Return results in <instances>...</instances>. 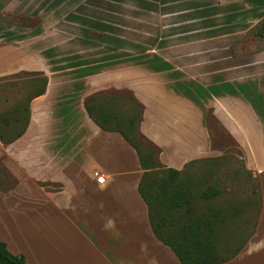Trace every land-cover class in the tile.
Listing matches in <instances>:
<instances>
[{
	"label": "crops",
	"instance_id": "obj_1",
	"mask_svg": "<svg viewBox=\"0 0 264 264\" xmlns=\"http://www.w3.org/2000/svg\"><path fill=\"white\" fill-rule=\"evenodd\" d=\"M157 3L170 10L164 15L184 8L185 19L174 15L171 24L210 23V7L228 9L221 14L229 18L219 23L250 17L256 24L264 17V0ZM146 35L141 38H152L155 46L145 44L130 53L122 43L107 64L96 69H53L44 56L30 58L31 63L0 64V77L20 70L47 77L44 93L30 101L23 134L8 144L0 141V240L10 252L22 254L25 264H179L152 230L138 192L143 170L135 149L119 132L102 129L88 115L84 100L93 93L131 91L143 106L139 131L159 148L163 168L181 170L195 159L220 156L205 128L207 102L219 120H239L244 130L254 126L256 146L264 151V97L257 102L252 86L244 99L233 95L235 87L224 79L225 68L213 70L212 82L206 84L208 74L202 75L194 64L195 50H205L192 44L208 39L209 32ZM9 40L0 39V44L19 48L17 37ZM258 52L251 54L263 50ZM23 55L32 56L26 49ZM131 55L150 58L131 66ZM227 127L248 146L235 128ZM253 162L259 168L260 212L241 250L220 264H264V166ZM100 175L102 183L97 181Z\"/></svg>",
	"mask_w": 264,
	"mask_h": 264
},
{
	"label": "rangeland",
	"instance_id": "obj_2",
	"mask_svg": "<svg viewBox=\"0 0 264 264\" xmlns=\"http://www.w3.org/2000/svg\"><path fill=\"white\" fill-rule=\"evenodd\" d=\"M165 10L170 11L159 7L157 0H0V39H8V42L11 41L9 38L17 37L19 47L13 50L10 46L0 44V64H10L17 60L19 63L25 60L31 63L30 58L44 56L53 69L71 68L74 65L81 70L89 67L96 69L106 65L111 57L110 53L122 43H127V47L132 50L130 53H135L133 51L145 44L155 46L157 41L152 38L142 39L143 33H147V37L156 32L202 31L209 32V38L202 40L204 45H201V41L192 45L204 46L201 48L204 52L195 50L194 64L201 67L202 75L208 74L206 84L212 82L213 70L225 68L224 79L235 87L233 89L236 93L233 95L244 99L249 96L252 86L257 102L261 96L264 97V17L256 24L253 22L255 18L250 17L242 20L237 18L233 23H219V19L229 18L221 14L228 9L210 7L207 9L212 15L210 23L171 24L170 20L175 19L174 15L180 21L185 19L186 12L184 8L178 7L172 9L177 14L164 15ZM24 49L32 56L23 55ZM262 50L263 53H259ZM254 51H259V54L253 55ZM148 58L150 57L131 55L128 65H136ZM19 72L30 71L20 70L2 76L6 78L0 79V97H16L24 93L23 86H28L26 81L31 77L24 73L17 77L9 76ZM12 83H16V86L12 87ZM226 89L229 91L231 88ZM112 90L120 94L127 89L110 88L102 92ZM206 106L205 112L210 118L204 123L209 144L215 153L220 154L222 166L212 178L198 174L202 179L194 190L209 189L217 185L221 193L208 200L197 197L196 203L198 207L211 206L213 209L226 205L228 200L245 204L238 216L228 219L219 227V241L223 235L230 239L234 236L233 248L244 240L254 226L261 188L260 178L257 176L259 168L253 165V161L264 166V151L256 146L254 126L244 130L243 123L239 120L240 125L230 118L219 120L211 112V104L207 102ZM227 126L235 128L238 137L244 139L249 147L241 145ZM200 164L198 162L194 166L198 167ZM243 166L249 174L244 172ZM262 182L264 183V175ZM250 206L251 211L248 210ZM235 234L238 236L235 237Z\"/></svg>",
	"mask_w": 264,
	"mask_h": 264
},
{
	"label": "trees",
	"instance_id": "obj_3",
	"mask_svg": "<svg viewBox=\"0 0 264 264\" xmlns=\"http://www.w3.org/2000/svg\"><path fill=\"white\" fill-rule=\"evenodd\" d=\"M20 73L31 77L26 81L28 86H23L24 93L16 97H0V141L4 144L23 134L29 122L30 101L43 94L47 84V77L40 71L19 72L9 76L17 77ZM11 86H16V83ZM84 105L88 115L99 127L119 132L135 149L143 170L138 192L147 205L152 230L157 238L172 249L179 264H220L241 250L256 224L260 200L251 232L233 248L234 236L230 239L223 235L219 241V227L228 219L238 216L245 204L228 200L226 205L213 209L211 206L198 207L196 203L197 197L208 200L221 193L217 185L194 190L201 183L202 177H198V174L212 178L220 171V156L195 159L181 170L163 168L157 159L159 148L139 131L143 106L130 91L124 90L120 94L116 90L96 92L85 98ZM209 118L206 117V121ZM198 162H201L200 166H194ZM243 170L249 174L245 166ZM248 210L251 211L252 206ZM0 264H25V257L10 252L6 243L0 240Z\"/></svg>",
	"mask_w": 264,
	"mask_h": 264
},
{
	"label": "built area",
	"instance_id": "obj_4",
	"mask_svg": "<svg viewBox=\"0 0 264 264\" xmlns=\"http://www.w3.org/2000/svg\"><path fill=\"white\" fill-rule=\"evenodd\" d=\"M97 181H98L99 183H102V182L104 181V177H103L102 175L98 176V177H97Z\"/></svg>",
	"mask_w": 264,
	"mask_h": 264
}]
</instances>
